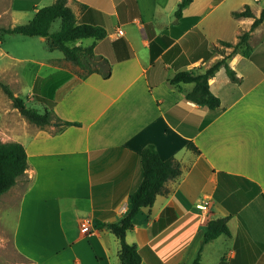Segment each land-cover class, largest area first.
I'll use <instances>...</instances> for the list:
<instances>
[{"label": "crops", "instance_id": "crops-1", "mask_svg": "<svg viewBox=\"0 0 264 264\" xmlns=\"http://www.w3.org/2000/svg\"><path fill=\"white\" fill-rule=\"evenodd\" d=\"M33 1L35 8L25 11L34 14ZM179 1H68L77 17L83 3L85 17L105 27L104 38L76 44L94 42L111 70L107 78L90 72L57 84L55 115L78 125L38 126L22 118L15 135L2 139L20 142L27 155L24 174L3 194L24 183L10 231L28 264H120L117 237L95 221L117 222L129 211V193L141 180L138 152L149 143L162 159L178 160L181 173L132 219L125 240L141 249L140 264H190L207 221L224 216L229 234L204 244L202 263L264 264V20L250 33V55L228 60L237 79L223 66L208 79L218 107L187 100L193 83L168 81L220 59L213 46L236 42L253 21L232 11L248 4L258 16L264 0H192L176 17ZM31 74L24 75L27 83L37 77ZM204 199L207 212L197 208Z\"/></svg>", "mask_w": 264, "mask_h": 264}, {"label": "trees", "instance_id": "trees-1", "mask_svg": "<svg viewBox=\"0 0 264 264\" xmlns=\"http://www.w3.org/2000/svg\"><path fill=\"white\" fill-rule=\"evenodd\" d=\"M68 1L52 0L49 5L38 8L26 23L12 27H0V39L3 34L41 36L44 38L48 50H59L66 60L85 70L84 75L90 72H98L103 78H107L111 70L110 62L95 51L94 42L85 46L76 44V41L81 38H104L106 36L105 27L101 23H96L92 19L85 17L84 9L89 7L83 3H78L81 15L77 17ZM132 1L134 2V0ZM190 1L192 0H180L174 10V15L179 17L182 8ZM218 1L214 0V2ZM12 8L16 10H31L35 8V1L15 0ZM232 15L234 17H253V21L248 29L239 32L236 42L219 40L222 46L231 47V51L225 53L218 46H213V51L222 55L220 59L202 71L196 68L179 70L168 80L174 85L193 83L191 90L185 94V98L208 109H214L219 106V98L210 91L208 79L221 66L225 68V72L231 80L237 79L234 70L228 65V60L235 53H240L244 56L250 55L252 47L249 44V36L251 31L264 20V7L259 15L255 16L250 6L245 4L241 10L232 11ZM57 19L59 20L57 30L50 31L51 24ZM117 58H122V56L118 55ZM0 86L10 99L12 106L27 121L38 126H44L50 124L51 121H55L60 125L59 128L70 124L78 125L75 121L64 120L55 115L52 109L55 104L53 98L36 94V99L46 105L43 111H39L36 107L27 105L20 96L15 95L5 82L0 81ZM187 146L193 151H199L191 141L187 143ZM138 154L141 166V180L138 186L129 193V211L117 222L95 221L97 227H105L117 237L120 264H140L142 260L141 249L127 243L125 240L127 231L133 227L132 219L141 207L150 206L156 195L164 192V183L168 179L176 178L181 173L180 162L174 158L162 159L154 144L145 145ZM26 167L27 155L24 146L15 140H0V195L16 183L17 178L24 174ZM169 210L170 208H166L165 212ZM227 220L228 216H224L210 218L207 221L197 253L190 264H203L200 256L204 244L221 234H229Z\"/></svg>", "mask_w": 264, "mask_h": 264}, {"label": "rangeland", "instance_id": "rangeland-1", "mask_svg": "<svg viewBox=\"0 0 264 264\" xmlns=\"http://www.w3.org/2000/svg\"><path fill=\"white\" fill-rule=\"evenodd\" d=\"M14 1L0 0V27L23 24L32 17V11L13 10ZM51 2L52 0H38V8L49 5ZM72 7L76 12L75 5ZM58 26L59 20L57 19L51 24L50 31L57 30ZM217 46L225 53L231 51V47H224L219 42H217ZM3 51H7V53L2 54ZM47 61L51 65L58 66L59 69L53 70L45 66L43 62ZM38 63L41 65L34 70V66ZM28 67L32 69L28 70ZM31 71L33 74L30 76L33 78V75L36 74L37 77L34 82L27 83L24 78ZM85 72L71 61L66 60L59 50H48L45 40L41 36L3 34L0 39V81L8 84L13 93L20 96L27 105L34 106L39 111H43L46 105L36 99V94L54 98L55 88L59 82L72 75H76L73 76V79L77 80ZM0 108L3 109V111L0 110V140H2L13 137L21 128V121L25 118L17 113L18 110L12 106L1 86ZM23 185L24 183H21L20 180L16 191L10 189L0 196V264H28L13 248L10 231L14 225L16 199ZM5 213L6 215H4ZM213 261L214 259H204L206 264Z\"/></svg>", "mask_w": 264, "mask_h": 264}, {"label": "built area", "instance_id": "built-area-1", "mask_svg": "<svg viewBox=\"0 0 264 264\" xmlns=\"http://www.w3.org/2000/svg\"><path fill=\"white\" fill-rule=\"evenodd\" d=\"M197 208L207 212L209 210V201H208V199H204V201H201L200 203H198L197 204ZM83 226H85V224H83Z\"/></svg>", "mask_w": 264, "mask_h": 264}]
</instances>
